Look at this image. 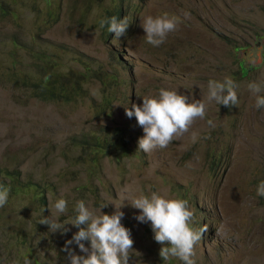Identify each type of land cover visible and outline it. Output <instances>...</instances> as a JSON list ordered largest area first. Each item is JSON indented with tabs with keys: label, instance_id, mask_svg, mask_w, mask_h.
<instances>
[{
	"label": "rangeland",
	"instance_id": "1",
	"mask_svg": "<svg viewBox=\"0 0 264 264\" xmlns=\"http://www.w3.org/2000/svg\"><path fill=\"white\" fill-rule=\"evenodd\" d=\"M0 1L11 9L0 18V183L6 184L0 187L7 188L4 169L16 171L25 185L10 190L0 208V264H70L64 248L79 229L65 224L69 231L62 234L39 221L50 216L70 222L80 200L96 215H111L124 203L121 222L134 240L129 264H183L163 261L151 223L135 219L140 210L130 203L153 192L188 200L194 226H207L196 246L197 264H264V197L257 195L264 181V108L255 107L248 89L251 82L264 84V0ZM113 4L119 20L129 21L119 39L100 26ZM165 13L182 22L154 47L141 22ZM39 53L76 83L85 75L80 98H38L18 84L21 75L38 77L34 63L44 71ZM83 64L90 70L80 69ZM225 77L239 85L238 106L212 102L205 118L167 148L137 150L144 131L135 116H126V107L142 105L161 88L206 101L208 82ZM104 94L111 99L108 108L101 106ZM110 128L118 129L128 149L117 160L118 149L86 154L75 144L93 129ZM218 151L220 160L212 162ZM60 198L67 201L64 214L54 208ZM68 248L85 255L75 242Z\"/></svg>",
	"mask_w": 264,
	"mask_h": 264
},
{
	"label": "clouds",
	"instance_id": "2",
	"mask_svg": "<svg viewBox=\"0 0 264 264\" xmlns=\"http://www.w3.org/2000/svg\"><path fill=\"white\" fill-rule=\"evenodd\" d=\"M121 12V11H120ZM185 13V17H187ZM181 19L175 15L165 13L160 16H146L141 22L148 44L158 47L164 43L169 33L178 30ZM100 26H107L109 33H114L119 39L126 33L129 26L128 18L118 20L116 16L105 17L100 20ZM242 71V69L240 68ZM239 85L230 77L223 81L210 80L208 82L207 100H190L188 95L177 90L161 88L155 96L143 97L142 105L133 103L131 109L125 108L128 118L136 117L138 125L143 128L144 136L138 140V149L145 153L167 148L175 139L188 133L197 119H204L208 105L215 102L231 108L239 105L237 89ZM248 89L255 95V107L264 108V84L251 82ZM212 125V121H208ZM197 133H192V140L196 142ZM10 189L0 188V208L8 201ZM257 195L264 197V181L257 187ZM123 199L127 201V196ZM122 203L111 214L96 215L85 202H77V215L68 223H60L55 217H44L40 224L48 225L52 232L61 230L62 234L69 231L65 224H71L79 229L72 239L66 241L64 251L68 253L70 264H129L133 256L134 240L131 230L122 224L124 212L120 210ZM140 214L135 219L141 223L150 222L154 233V240L162 245L159 255L163 261L178 258L183 264H197L196 246L207 231V226L197 229L195 212L189 201L182 198H167L156 192L150 196L140 195L130 203ZM107 204L103 205L106 207ZM102 207V208H103ZM54 208L57 214L68 211L67 201L58 199ZM84 225L85 227H81ZM84 241L90 242V248ZM75 242L80 252L77 255L68 248ZM25 264L30 261L25 260Z\"/></svg>",
	"mask_w": 264,
	"mask_h": 264
},
{
	"label": "trees",
	"instance_id": "3",
	"mask_svg": "<svg viewBox=\"0 0 264 264\" xmlns=\"http://www.w3.org/2000/svg\"><path fill=\"white\" fill-rule=\"evenodd\" d=\"M115 2V0H110ZM117 6L112 5V9L105 10L104 15L101 17V19L105 17H112L116 16L118 20L120 19V9L118 8L116 10ZM11 9L6 5L5 3H2L0 1V18L6 16L7 14H10ZM101 28H107L101 27ZM109 36V35H108ZM112 54H116L114 52H111ZM41 54V55H39ZM36 54L38 57L36 58L40 62H44L46 66H44V71L39 69V64L34 63L32 66L36 69H38V77H34L31 75H21V77L18 80V84L24 88L29 90L30 96H36L38 98L44 97L47 100H58L63 103L70 102L74 100L75 98L78 99L82 96V93L84 92V89L81 88L82 81L85 78V75L82 74L74 80L72 78H67L64 75L59 73V70H56L52 67H48V61L49 57L45 53H39ZM239 68L243 69V64L238 63ZM80 69H84L85 71H89V66L86 64H83ZM108 78L115 82L116 78L113 76H109ZM113 90L117 92V89L115 88V85L113 87ZM111 99L109 95L104 94L102 96V104L103 107H109L110 106ZM98 112H102V110H98ZM89 134H83L79 138L75 139V144L79 147L81 152H84L86 154L94 153V151L103 152L106 148L108 149H118L116 151L115 159H119L121 157V154H124L125 151H127V147L124 146L125 139H120V132L117 128H110V129H99L98 131H95V129L88 132ZM95 157V156H94ZM215 163L220 160V151H218L216 157H213V161ZM211 168V166H209ZM2 177L6 178L7 181V188L11 190L12 192H18L17 190H23L25 188V185L20 184L21 180L19 179V174L16 171H9V170H3L1 171ZM1 185H6L1 181ZM34 186V184H32ZM1 188V187H0ZM10 193V194H11ZM39 202H44V195H39L38 199Z\"/></svg>",
	"mask_w": 264,
	"mask_h": 264
}]
</instances>
